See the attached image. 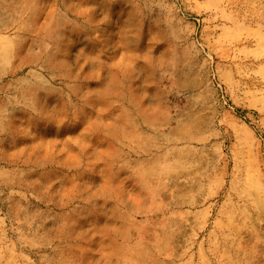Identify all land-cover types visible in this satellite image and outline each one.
I'll use <instances>...</instances> for the list:
<instances>
[{"label":"rangeland","instance_id":"obj_1","mask_svg":"<svg viewBox=\"0 0 264 264\" xmlns=\"http://www.w3.org/2000/svg\"><path fill=\"white\" fill-rule=\"evenodd\" d=\"M0 264H264V0H0Z\"/></svg>","mask_w":264,"mask_h":264}]
</instances>
